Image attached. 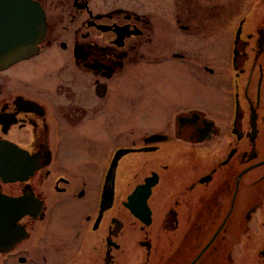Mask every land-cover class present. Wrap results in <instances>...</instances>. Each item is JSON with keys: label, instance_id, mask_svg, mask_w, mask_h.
Returning a JSON list of instances; mask_svg holds the SVG:
<instances>
[{"label": "flooded vegetation", "instance_id": "1", "mask_svg": "<svg viewBox=\"0 0 264 264\" xmlns=\"http://www.w3.org/2000/svg\"><path fill=\"white\" fill-rule=\"evenodd\" d=\"M32 1L44 36L0 68V264H264V0Z\"/></svg>", "mask_w": 264, "mask_h": 264}, {"label": "water", "instance_id": "2", "mask_svg": "<svg viewBox=\"0 0 264 264\" xmlns=\"http://www.w3.org/2000/svg\"><path fill=\"white\" fill-rule=\"evenodd\" d=\"M43 13L32 0H0V68L36 52L46 31Z\"/></svg>", "mask_w": 264, "mask_h": 264}, {"label": "rangeland", "instance_id": "3", "mask_svg": "<svg viewBox=\"0 0 264 264\" xmlns=\"http://www.w3.org/2000/svg\"><path fill=\"white\" fill-rule=\"evenodd\" d=\"M161 3H164L163 1H161ZM157 70H162V66L156 67ZM183 76H177L178 78V84L182 85L183 89H189L191 92L192 90H194V84L189 80L190 78L187 77L186 73L183 71ZM196 94L198 93L197 90H195ZM186 96V95H184ZM195 101V100H194ZM196 102H200V101H196ZM201 103V102H200Z\"/></svg>", "mask_w": 264, "mask_h": 264}]
</instances>
